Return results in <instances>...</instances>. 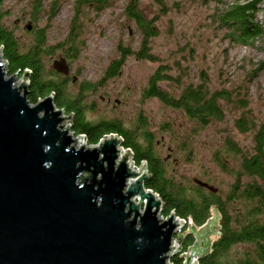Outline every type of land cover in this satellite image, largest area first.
Returning a JSON list of instances; mask_svg holds the SVG:
<instances>
[{"label": "water", "instance_id": "1", "mask_svg": "<svg viewBox=\"0 0 264 264\" xmlns=\"http://www.w3.org/2000/svg\"><path fill=\"white\" fill-rule=\"evenodd\" d=\"M53 68L69 75L64 58ZM30 72L9 75L0 53V264H172L188 233L196 243L184 264L212 251L223 235L218 206L201 227L189 218L184 236L187 223L174 210L164 217L162 198L145 186L146 161L132 167L118 134L94 145L76 135L54 93L30 103Z\"/></svg>", "mask_w": 264, "mask_h": 264}, {"label": "trees", "instance_id": "2", "mask_svg": "<svg viewBox=\"0 0 264 264\" xmlns=\"http://www.w3.org/2000/svg\"><path fill=\"white\" fill-rule=\"evenodd\" d=\"M154 1L161 9L165 8L163 0ZM203 2L225 6L216 15V19L220 27L226 30L231 42L251 45L264 35V25L257 20L260 4L264 0ZM4 3L5 0H0V47L3 46L2 54L8 62L9 75L19 70L20 76H23L25 69L31 71L28 93L30 103L36 104L38 99L54 93L56 106L67 115L73 114L72 131L76 135H85L89 144H97L106 135L121 136L123 147L133 152L134 163L140 166L142 161H146L151 176L146 178L145 186L162 198L164 217H168L174 210L178 217L187 221L190 218L196 227H201L212 217L210 208L218 206L223 235L220 242L215 240L211 244L210 253L198 259L200 264H264V122L258 123L246 111L248 99L234 96L229 89L212 90L205 73L200 82L189 83L179 94H175L160 85L164 81L182 85L179 79L169 73L165 65L155 70L142 91L143 100L156 98L169 108L181 110L188 119L196 123L197 128L193 129L195 132L225 119V109L221 101L243 110L235 125L242 133L253 132L252 149L244 151L231 137L226 138L224 144L213 152L212 159L223 172L233 178V182L225 195L219 190L212 192L181 176L175 167L170 169V160L161 155L156 134L151 130L147 116L140 113L131 125H127L120 118L92 120L88 114L95 110L96 102L89 101L88 98L90 93L97 90L100 82L84 81L77 90L70 89L69 76L49 66L58 55L67 63L80 57L83 50V24L80 18L82 9L88 7L100 12L110 5V0H78L69 33L53 44L48 41L46 27L36 29L35 26L31 30L34 34L32 41L23 44L15 30L5 23L8 13ZM140 3L141 0H129L126 7L127 17L137 24L142 33L140 46L134 49L131 45L120 44L119 57L110 63L102 81L119 75L130 56L158 60L151 48V39L158 32L153 26V19H148L140 8ZM53 8L55 9V5ZM40 13L41 5L38 2L32 13L34 21L38 20ZM263 69L264 59L253 75H258ZM161 128L168 133L172 131L170 123H164ZM186 143L181 144L183 150L186 149ZM188 228L189 224L183 232L184 236ZM195 243V235L188 233L184 237L181 253L172 258V262L182 264V253Z\"/></svg>", "mask_w": 264, "mask_h": 264}, {"label": "rangeland", "instance_id": "3", "mask_svg": "<svg viewBox=\"0 0 264 264\" xmlns=\"http://www.w3.org/2000/svg\"><path fill=\"white\" fill-rule=\"evenodd\" d=\"M77 1L5 0L4 8L8 13L5 23L15 30L23 44H28L34 37L32 29H27L28 24L36 29L46 27L48 41L53 44L69 33ZM163 1L166 5L164 9L154 0H141L140 3V8L148 19H153V26L158 32L151 39L152 53L158 60L130 56L119 75L103 81L108 66L119 57L118 46L131 45L138 49L142 33L126 15L129 0H110V5L100 12L84 7L80 16L83 50L77 60L68 61L69 86L77 90L84 81L100 82L88 98L96 102L95 110L88 114L89 118H120L131 125L143 113L156 134L161 155L170 160V169L175 167L181 176L190 181L193 177L202 178L225 195L233 178L219 168L212 154L227 137L235 140L244 151H251L253 132L242 133L235 125L243 110L221 101L225 119L195 132L196 123L181 110L169 108L156 98L143 100L142 91L161 65L167 66L169 73L182 82L181 86L168 81L160 83L163 89L175 94H179L189 83L200 82L205 73L212 90L225 88L234 96L247 98L246 111L262 123L264 69L256 76L253 73L264 59V35L251 45L231 42L216 19L225 6L214 2L205 4L203 0ZM38 2L41 13L34 21L32 13ZM257 20L264 25V2L260 4ZM58 58L59 55L52 59L49 66L53 68V62ZM164 123H170V133L162 130ZM182 142H187L185 150L181 148ZM201 247H204L202 241Z\"/></svg>", "mask_w": 264, "mask_h": 264}, {"label": "built area", "instance_id": "4", "mask_svg": "<svg viewBox=\"0 0 264 264\" xmlns=\"http://www.w3.org/2000/svg\"><path fill=\"white\" fill-rule=\"evenodd\" d=\"M6 60V59H5ZM6 62H7V60H6ZM22 77V76H21ZM67 115V114H66ZM80 136H82V135H80ZM85 136V135H84ZM86 137V136H85ZM121 137V136H120ZM122 138V137H121ZM126 149V148H125ZM126 150H128V149H126ZM132 151V150H131ZM133 162H134V160H132ZM140 167V166H137L135 163L132 165V167ZM182 219V218H181ZM182 220H184L186 223H187V225L189 224V220L187 221V220H185V219H182ZM192 221V220H191ZM193 223V222H192ZM187 227V226H186ZM179 232H184L183 230H180ZM175 240H176V237L174 238ZM182 250V249H181ZM188 251H186V252H184V253H182V255H184V254H186ZM181 253V252H180ZM179 253V254H180ZM184 261H185V259L183 258V263L182 264H184ZM198 262V264H200V262H199V260L197 261ZM170 263H172V264H174L173 262H172V259H171V261H170Z\"/></svg>", "mask_w": 264, "mask_h": 264}, {"label": "flooded vegetation", "instance_id": "5", "mask_svg": "<svg viewBox=\"0 0 264 264\" xmlns=\"http://www.w3.org/2000/svg\"><path fill=\"white\" fill-rule=\"evenodd\" d=\"M66 76H68V75H66Z\"/></svg>", "mask_w": 264, "mask_h": 264}]
</instances>
